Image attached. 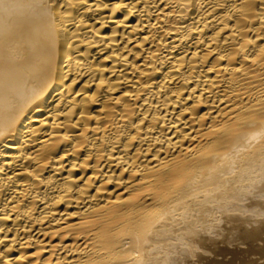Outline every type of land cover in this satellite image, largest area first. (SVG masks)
<instances>
[{"label": "bare ground", "instance_id": "obj_1", "mask_svg": "<svg viewBox=\"0 0 264 264\" xmlns=\"http://www.w3.org/2000/svg\"><path fill=\"white\" fill-rule=\"evenodd\" d=\"M0 264H264V0H0Z\"/></svg>", "mask_w": 264, "mask_h": 264}]
</instances>
